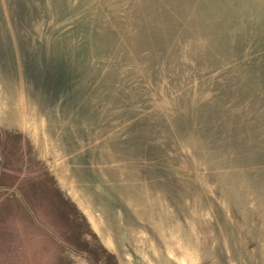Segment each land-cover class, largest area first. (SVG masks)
<instances>
[{"label": "rangeland", "instance_id": "1", "mask_svg": "<svg viewBox=\"0 0 264 264\" xmlns=\"http://www.w3.org/2000/svg\"><path fill=\"white\" fill-rule=\"evenodd\" d=\"M119 14L124 18L119 22L125 25L127 35L135 36L138 28L127 20L130 16L124 9ZM102 27L110 29L107 23ZM247 43L253 47L250 40ZM122 44L139 65L134 73L138 78L134 75L131 81L133 86L139 84L137 89L142 92L162 89L164 110L159 111L157 119L140 118L131 124L128 118L115 114L118 127L135 152L131 143L156 153L159 163L149 154L143 155L153 167L163 169L167 183L159 179L161 174L135 162L139 155L134 156V161L121 150L112 149L109 138L92 121H85L77 112H61L60 108L43 116L35 99L27 94L28 85L24 84L26 93L21 94L14 79L2 80L6 83L0 82V264H264V106L253 108L256 117L245 122L259 125L260 132L234 136L219 130L222 118L215 116V123H210L209 116H205V92L199 90L197 99L189 98L191 88L205 82V66L210 68L212 59L205 63L204 54H198L194 67L185 69L187 73L181 70L179 75L153 66L145 68L132 40ZM241 59L240 55L229 56L225 62ZM93 68L86 66L88 72L80 70L86 86L94 85L100 77ZM231 73L233 80L229 82L233 84L241 80L257 85L253 92L264 103V68L241 67ZM140 81H145L143 88ZM92 106L103 116L105 106L97 102ZM179 110L187 121L178 122L164 114H177ZM227 110L218 108L219 112ZM56 114L60 123L69 124L79 153L85 154L86 148L92 173L125 205L129 216L109 210L100 200L104 204L101 207L89 197V189L85 187V192L77 187L62 149L54 143L59 135ZM238 119L242 123L243 116ZM241 139L247 144H240ZM125 242L134 250L136 259Z\"/></svg>", "mask_w": 264, "mask_h": 264}, {"label": "water", "instance_id": "2", "mask_svg": "<svg viewBox=\"0 0 264 264\" xmlns=\"http://www.w3.org/2000/svg\"><path fill=\"white\" fill-rule=\"evenodd\" d=\"M123 9L130 16L127 20L138 28L133 37L119 22L124 19L119 14ZM105 23L110 29L102 27ZM125 40H132L145 68L153 66L180 74L181 70L194 67L198 54H204L205 63L212 59L211 67L205 66V82L193 86L189 98L197 99L199 90L205 92V116H209L210 123H215V116L221 117L219 130L230 131L234 136L261 131L259 125L245 123L256 117L253 108L264 106L259 94L253 92L257 85L229 81L233 80L232 69L264 68V0H0V82L14 79L21 94L26 93L23 84L28 85L27 94L35 99L43 116L60 108L92 121L109 138L113 149L121 150L134 161V156L139 155L135 162L161 174H157L159 179L167 183L163 169L153 167L143 154L159 163L156 155L131 143L138 153L135 152L118 127L116 115L128 118L131 124L140 118L154 120L164 108L162 89L156 88V93L149 89L148 93L146 89L138 91L139 84L133 86L131 81L139 65L124 48ZM249 40L253 47L247 43ZM237 55L243 59L225 62L229 56ZM86 66H91V70L96 67L100 76L92 86H86V78L80 73L86 72ZM221 75L228 77L221 79ZM214 79L218 80L212 83ZM258 86L263 89L262 84ZM92 102L106 107L103 116L97 114ZM209 107L216 109L210 111ZM217 107L228 112H219ZM184 115L179 110L178 114L167 113L166 118L173 116L180 122L185 120ZM231 115L243 116L242 123L235 116L230 119ZM55 116L59 136L53 141L62 149L77 187L85 192V187L89 189V197L96 203L104 201L109 210L127 215L125 205L92 173L86 148L85 154L79 153L69 127L60 123L58 114ZM104 116L108 121L103 120ZM241 142L247 144L245 139ZM107 217L111 224L110 216ZM125 244L136 259L132 247Z\"/></svg>", "mask_w": 264, "mask_h": 264}, {"label": "bare ground", "instance_id": "3", "mask_svg": "<svg viewBox=\"0 0 264 264\" xmlns=\"http://www.w3.org/2000/svg\"><path fill=\"white\" fill-rule=\"evenodd\" d=\"M104 25V24H103ZM89 67V66H88ZM187 69V68H186ZM190 70V69H189ZM188 70V73L190 72ZM87 71V70H86ZM89 71V70H88ZM87 71V72H88ZM184 71H185V69H184ZM186 72V71H185ZM84 73V72H83ZM82 73V74H83ZM187 73V72H186ZM186 73H185V75H186ZM180 75V74H179ZM184 75V76H185ZM84 76V75H83ZM137 76V75H136ZM239 79V78H238ZM12 80V79H11ZM241 81V80H240ZM245 81V80H244ZM13 83V82H12ZM142 84V83H141ZM24 85V84H23ZM141 86H143V85H141ZM18 87V86H17ZM23 87V86H22ZM25 87H26V85H25ZM19 89V88H18ZM20 90V89H19ZM149 91V90H148ZM20 92V91H19ZM256 93V92H255ZM257 94V93H256ZM175 98V97H174ZM82 99V98H81ZM165 99V98H164ZM176 99V98H175ZM260 99V98H259ZM181 100V99H180ZM189 100V99H188ZM35 102V101H34ZM167 102V101H166ZM181 102V104H182V100L180 101ZM176 104V103H175ZM187 104V103H186ZM264 104V103H263ZM178 105H180L179 103H178ZM183 105V104H182ZM194 105V104H193ZM193 105H191V106H193ZM197 105V104H196ZM172 106V105H171ZM175 106V105H174ZM170 107V106H169ZM177 107V106H176ZM190 107V106H189ZM195 108V107H194ZM180 109V108H179ZM189 109V108H188ZM187 109V110H188ZM3 110V109H2ZM164 110V109H163ZM172 110V109H171ZM170 110V111H171ZM175 110V109H174ZM257 110V109H256ZM36 111V110H35ZM38 111V110H37ZM68 111V110H67ZM168 111V110H167ZM173 111V110H172ZM194 111V110H193ZM61 112H62V109H61ZM175 112H177V111H175ZM188 112V111H187ZM38 113V112H37ZM70 113V112H69ZM169 113V112H168ZM195 113V112H194ZM254 113V112H253ZM59 114V113H58ZM63 114V113H62ZM164 114H167V113H164ZM178 114V113H177ZM197 114V113H196ZM260 114V113H259ZM13 115H15V114H13ZM28 115V114H27ZM60 115V114H59ZM264 115V114H263ZM15 116H17V115H15ZM21 116V115H20ZM28 117V116H27ZM41 117V116H40ZM54 117V116H53ZM66 117H67V115H66ZM26 118V117H25ZM60 118V117H59ZM165 117H163V119H164ZM9 119V118H8ZM62 119V118H61ZM74 119V118H73ZM161 119V118H160ZM159 119V120H160ZM170 119V118H169ZM28 120V119H27ZM8 121V120H7ZM18 121V120H17ZM56 121V120H55ZM54 121V122H55ZM66 121V120H65ZM76 121V123H77V120H75ZM161 121V120H160ZM163 121V120H162ZM161 121V122H162ZM185 121H187V120H185ZM1 122V121H0ZM62 122V121H61ZM74 122V121H73ZM127 122V121H126ZM157 122V121H156ZM171 122V121H170ZM18 123L20 124V120L18 121ZM46 123V122H45ZM55 123H57V122H55ZM83 123V122H82ZM168 123V122H167ZM50 124H51V122H50ZM73 124V123H72ZM78 124V123H77ZM127 124V123H126ZM161 124V123H160ZM10 125V124H9ZM56 125V124H55ZM67 125H69V124H67ZM167 125V124H166ZM78 126V125H77ZM86 126V125H85ZM90 126V125H89ZM157 126V125H156ZM7 127V126H6ZM94 127V126H93ZM52 128V127H51ZM70 128V127H69ZM45 129H47L46 127H45ZM57 129V128H56ZM75 131V130H74ZM137 130H135V132H136ZM71 132V131H70ZM56 133V132H55ZM90 133H91V131H90ZM92 134V133H91ZM94 134V133H93ZM136 135V134H135ZM52 136V135H51ZM59 136V135H58ZM93 136V135H92ZM137 136V135H136ZM144 137V136H143ZM92 138V137H91ZM93 138H94V136H93ZM137 138V137H136ZM83 139V138H82ZM143 139V138H142ZM148 139V138H147ZM133 140V139H132ZM178 140V139H177ZM183 140H186V139H183ZM136 141V140H135ZM138 141V140H137ZM199 141V140H198ZM239 141V140H238ZM92 142V141H91ZM136 143V142H135ZM175 143H176V141H175ZM134 144V143H133ZM137 144H139V143H137ZM245 145V144H244ZM95 146V145H94ZM97 146V145H96ZM96 146H95V148H96ZM249 147V146H248ZM154 148V147H153ZM252 148H254V147H252ZM82 149V148H81ZM113 149V148H112ZM192 149V148H191ZM79 150V149H78ZM256 150V149H255ZM163 151V150H162ZM90 152V151H89ZM160 152V151H159ZM156 154V153H155ZM157 154H158V152H157ZM63 155V154H62ZM159 155V154H158ZM157 155V156H158ZM248 156V155H247ZM41 157V156H40ZM63 157V156H62ZM125 157V156H124ZM161 157V156H160ZM174 157V156H173ZM252 157V156H251ZM261 157V156H260ZM263 157V156H262ZM65 158V157H64ZM175 158V157H174ZM245 158V157H244ZM153 159V158H152ZM152 159H151V161H152ZM240 160V159H239ZM254 159H252V161H253ZM261 160H263V159H261ZM163 161V160H162ZM51 162V161H50ZM93 162V161H92ZM243 161H241V163H242ZM158 163V162H157ZM163 163V162H162ZM215 163V162H214ZM238 163V162H237ZM250 163V162H249ZM259 163H260V161H259ZM65 164V163H64ZM96 164V163H95ZM264 164V163H263ZM49 165V164H48ZM158 165V164H157ZM163 165V164H162ZM53 166V165H52ZM240 166H241V164H240ZM259 166V165H258ZM67 167V166H66ZM91 167V166H90ZM162 167V166H161ZM165 167V166H164ZM253 167V166H252ZM260 167H261V165H260ZM94 168V167H93ZM52 169V168H51ZM54 170H55V167L53 168ZM104 169V168H103ZM218 169V168H217ZM106 170V169H105ZM53 171V170H52ZM92 171H93V169H92ZM167 171V170H166ZM253 171V170H252ZM251 171V172H252ZM106 172V171H105ZM107 173V172H106ZM248 173V172H247ZM146 174V173H145ZM58 175V174H57ZM157 175V174H156ZM250 175V174H249ZM252 175V174H251ZM107 176H108V173H107ZM248 176V175H247ZM255 176H256V174H255ZM107 178V177H106ZM170 178V177H169ZM217 179H218V177H216ZM245 179V178H244ZM62 180H64V179H62ZM108 180V179H107ZM106 180V181H107ZM110 180V179H109ZM108 180V181H109ZM261 180V179H260ZM174 181H175V179H174ZM252 181V180H251ZM261 182V181H260ZM114 183V182H113ZM173 183H175V182H173ZM198 183V182H197ZM232 183V182H231ZM247 183V182H246ZM200 184V183H199ZM249 184V183H248ZM252 185H253V183H252ZM176 186H177V184H176ZM179 187V186H178ZM248 187H250V186H248ZM180 189H181V187H179ZM178 188V189H179ZM246 188H247V186H246ZM255 188V187H254ZM169 189H171V188H169ZM251 189V188H250ZM71 191V190H70ZM200 191V190H199ZM235 192V191H234ZM113 193V192H112ZM238 193V192H237ZM82 194V193H81ZM232 194V193H231ZM235 194V193H234ZM249 194V193H248ZM116 196V195H115ZM235 196V195H234ZM233 196V197H234ZM73 197V196H72ZM76 197V196H75ZM85 198V197H84ZM235 198H237V196H235ZM86 199V198H85ZM118 199V198H117ZM121 199V198H120ZM238 199H241V198H238ZM122 200V199H121ZM233 200V199H232ZM77 201V200H76ZM173 201V200H172ZM239 201V200H238ZM122 202H123V200H122ZM101 203V202H100ZM237 203H239V202H237ZM243 203V202H242ZM91 204V203H90ZM244 204V203H243ZM90 206H92V205H90ZM131 206V205H130ZM211 206V205H210ZM245 206V205H244ZM241 207V206H240ZM239 208V207H238ZM93 210V209H92ZM98 210V209H97ZM108 211V210H107ZM109 212V211H108ZM107 212V213H108ZM242 212V211H241ZM109 214V213H108ZM111 214V213H110ZM120 214V213H119ZM215 214V213H214ZM150 215V214H149ZM102 216V215H101ZM112 216V215H111ZM119 216V215H118ZM127 216H129V215H127ZM131 216V215H130ZM261 216V215H260ZM104 218V217H103ZM261 218V217H260ZM96 220V219H95ZM118 220V219H117ZM120 220V219H119ZM146 220V219H145ZM104 221V220H103ZM218 221V220H217ZM119 223V222H118ZM121 223V222H120ZM133 223V222H132ZM144 223V222H143ZM147 223V222H146ZM154 223V222H153ZM229 224V223H228ZM262 224V223H261ZM220 225V224H219ZM122 226V225H121ZM141 226V225H140ZM143 226V225H142ZM131 227V226H130ZM100 228V227H99ZM122 228V227H121ZM159 228V227H158ZM228 228V227H227ZM226 228V229H227ZM147 229V228H146ZM225 229V230H226ZM233 229V228H232ZM155 232V231H154ZM217 232V231H216ZM229 232H230V229H229ZM133 233V232H132ZM132 233H131V235H132ZM102 234V233H101ZM108 234V233H107ZM217 234H218V232H217ZM222 234V233H221ZM105 235V234H104ZM159 237V236H158ZM111 239H112V237H111ZM109 240V239H108ZM157 240V239H156ZM222 240V239H221ZM113 241V240H112ZM161 242V241H160ZM240 244V243H239ZM161 245H162V243H161ZM163 247V246H162ZM242 247V246H241ZM243 249V248H242ZM125 251H127V250H125ZM165 251V250H164ZM120 254V253H119ZM148 254V253H147ZM175 254V253H174ZM217 255H218V252H217ZM124 256V255H123ZM169 256V255H168ZM237 256H238V254H237ZM131 258V257H130ZM150 258V257H149ZM125 260V259H124ZM132 260V259H131ZM181 260V259H180ZM172 261V260H171ZM227 261V260H226ZM240 261V260H239ZM173 262V261H172Z\"/></svg>", "mask_w": 264, "mask_h": 264}]
</instances>
